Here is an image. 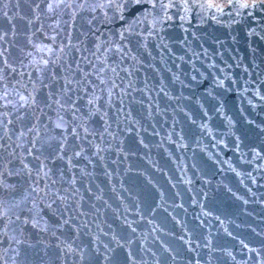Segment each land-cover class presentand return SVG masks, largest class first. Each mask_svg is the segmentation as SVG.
Wrapping results in <instances>:
<instances>
[{"label": "water", "instance_id": "obj_1", "mask_svg": "<svg viewBox=\"0 0 264 264\" xmlns=\"http://www.w3.org/2000/svg\"><path fill=\"white\" fill-rule=\"evenodd\" d=\"M0 264H264V0H0Z\"/></svg>", "mask_w": 264, "mask_h": 264}, {"label": "snow or ice", "instance_id": "obj_2", "mask_svg": "<svg viewBox=\"0 0 264 264\" xmlns=\"http://www.w3.org/2000/svg\"><path fill=\"white\" fill-rule=\"evenodd\" d=\"M136 3H140V0H135Z\"/></svg>", "mask_w": 264, "mask_h": 264}]
</instances>
